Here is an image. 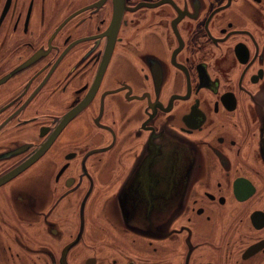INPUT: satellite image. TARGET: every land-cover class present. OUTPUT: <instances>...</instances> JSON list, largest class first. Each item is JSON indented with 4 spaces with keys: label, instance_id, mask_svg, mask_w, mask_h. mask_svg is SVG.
Segmentation results:
<instances>
[{
    "label": "flooded vegetation",
    "instance_id": "flooded-vegetation-1",
    "mask_svg": "<svg viewBox=\"0 0 264 264\" xmlns=\"http://www.w3.org/2000/svg\"><path fill=\"white\" fill-rule=\"evenodd\" d=\"M0 264H264V0H0Z\"/></svg>",
    "mask_w": 264,
    "mask_h": 264
},
{
    "label": "water",
    "instance_id": "water-1",
    "mask_svg": "<svg viewBox=\"0 0 264 264\" xmlns=\"http://www.w3.org/2000/svg\"><path fill=\"white\" fill-rule=\"evenodd\" d=\"M31 160L28 161V163L30 162ZM13 173V172H12ZM11 174V173H10ZM8 176V175H7Z\"/></svg>",
    "mask_w": 264,
    "mask_h": 264
}]
</instances>
